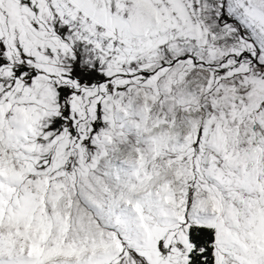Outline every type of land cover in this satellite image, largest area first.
Instances as JSON below:
<instances>
[{"label":"snow or ice","instance_id":"snow-or-ice-1","mask_svg":"<svg viewBox=\"0 0 264 264\" xmlns=\"http://www.w3.org/2000/svg\"><path fill=\"white\" fill-rule=\"evenodd\" d=\"M0 264H264V0H0Z\"/></svg>","mask_w":264,"mask_h":264}]
</instances>
